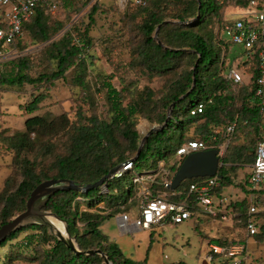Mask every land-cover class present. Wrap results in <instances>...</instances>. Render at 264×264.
I'll list each match as a JSON object with an SVG mask.
<instances>
[{
	"label": "trees",
	"instance_id": "1",
	"mask_svg": "<svg viewBox=\"0 0 264 264\" xmlns=\"http://www.w3.org/2000/svg\"><path fill=\"white\" fill-rule=\"evenodd\" d=\"M63 1L64 3L68 2V0H60L58 7L61 6ZM179 2L182 12L175 13L172 19L176 18L183 21L188 18H195L198 14L200 15L199 19L187 25H176L170 22L162 24L158 31L160 41L163 43L161 45L154 36L157 26L166 19V15L160 6L152 7L142 25L145 40L139 50V55L151 74L160 75L168 71H177V75L171 80L168 93L165 94L164 110L160 112L158 118L160 123H164L167 119L168 108L177 101L164 129L152 133L146 139L139 157L136 158L140 133L134 126V115L144 111L137 102H129L127 106H124L121 90H118L111 82L104 81L103 86L107 87L108 96L112 102L113 117L110 120L100 119L95 113L87 117L80 107L79 118L69 133L70 137L66 152L58 155L49 169L37 171L35 161L22 157L21 153L30 146V133L41 134L42 130L51 127V121L40 115L27 118L25 121L26 130L9 138V146L15 150L17 158L20 160L23 179L15 192L3 197L1 225L9 221L16 208H19L20 212L26 209V202L31 191L46 179L69 178L81 184H91L115 166L130 159H133L134 168L137 170L139 161L147 156H152L157 166L158 163L163 161L164 170L170 165L169 169L174 171L178 167L176 164L174 165L177 149L190 140L199 139L209 145L218 147L227 138L230 139V145L232 139H235L238 134L250 137L248 145L243 144L233 148L228 145L226 153L221 158L222 166L219 172L223 175V178L220 181V186L216 189L219 196L224 193L226 187L232 184L229 176V169L232 166L226 163L231 160L229 157H241L246 153V150H251L252 154L249 161L250 163L254 161L256 141L260 125L263 122V114L258 104L259 100L256 97V80L261 74L259 55L256 53L251 61L241 60L243 52L232 58L234 44L220 35L215 36V26L220 28L221 31L223 26L229 22L228 17L225 16L227 5L233 3L234 5L231 6L234 8H244L248 6V0H186V2L179 0ZM147 3V0H141L140 3L136 4L145 6ZM98 10L99 6L95 4L90 13V23L86 24L84 30L78 33L80 35L78 42L74 41L72 31L69 30L60 39L54 40L48 46L47 50L50 56L56 61V69L43 72L38 77H32L27 71L31 68L32 62L29 56H23L14 61L8 74L0 73V85L23 86L26 83L34 85L51 81L50 84L46 85V89H48L53 84L52 81L64 77L66 71L72 66H77L79 73L76 79L84 84L82 71L86 68L85 50L91 45L89 30L91 23L94 21L93 15ZM50 13L51 10L46 5L40 4L37 8V14L24 24V32L28 27L35 33V36L41 37L43 40H49L47 19L51 16ZM2 27L3 25L0 24V28ZM210 27L214 29V32L207 31L206 28L210 29ZM15 45L11 43L5 45V41L0 40V50ZM186 48L190 51H186ZM182 58L188 60L186 68L180 73L178 67ZM207 59H209L208 64H206ZM235 64L243 75L246 74L249 77L248 81L245 79V82L240 85L226 80L221 74L223 70ZM194 78L196 79L195 88L188 96L178 101L181 96L192 88ZM234 86L240 88L237 93L231 91ZM46 97L47 91L33 96L31 102L23 105V109L30 114L38 111ZM182 102L186 103L187 108L184 114L177 116L174 111L178 104ZM199 102L206 103L204 111L192 115L191 108ZM172 118L176 121V127L171 129ZM232 123H236L235 130L227 135L226 128ZM191 128L192 131L189 134ZM214 135L216 136L215 140L212 139ZM172 157L174 160L170 164L169 161ZM129 173L131 171H125L120 177L108 179L105 182L108 188L107 192H102V186L87 192L77 190L58 191L48 200L45 209L57 213L61 219L68 223L69 231L76 236L77 243L82 251L93 249V247L102 249L113 264H148L147 259L136 261L126 257L120 247L115 242H111L109 237L101 230V225L106 219L113 214L130 210L136 205L132 199L136 186L133 177H130L131 183L128 188L125 186L122 189L111 188L112 180H121L127 177ZM249 177L248 172L244 187L247 193L252 196L264 195V189L252 187ZM204 178L187 179L175 191L187 190L191 183ZM162 179L157 176L149 184L154 195L164 191L172 199L177 201L184 199V195L173 196V190L165 187ZM104 201L112 207L110 212L106 213L97 208L99 203ZM237 201L235 200L234 204L233 202L229 203V205H233L234 209L232 208V210L235 211L237 208L242 211L241 216L246 215L245 211L249 210L252 203L245 200ZM81 204H85L84 210H80ZM249 216L246 217L244 226L248 234L254 236L259 233L250 234L247 230ZM218 218H221V215ZM80 223H82V228L79 226ZM262 227L264 228V224ZM28 229H40L42 231L39 236L40 239L51 245L49 249L43 251L44 254L40 264L103 263V259L99 254H77L55 235L49 234L46 226L37 223H31L17 229L0 246L6 245L8 241L17 238L20 233ZM34 238L35 235H29L26 244H31ZM211 242L222 244L243 243L245 245L247 243L245 240H222L219 238L209 241V243ZM216 263L223 264L222 262ZM175 264L188 263L179 261Z\"/></svg>",
	"mask_w": 264,
	"mask_h": 264
},
{
	"label": "rangeland",
	"instance_id": "2",
	"mask_svg": "<svg viewBox=\"0 0 264 264\" xmlns=\"http://www.w3.org/2000/svg\"><path fill=\"white\" fill-rule=\"evenodd\" d=\"M147 1L145 6L137 5L135 0H127L124 3L119 0H68L67 3L63 1L57 11L51 12V16L47 19L49 40L35 36V33L27 27L24 37L17 45L0 50V73L8 74L16 59L29 56L32 65L27 71L32 77H38L41 73L57 67L55 59L47 50L48 46L69 30L72 31L74 41L78 42L80 37L78 33L83 31L86 24L91 21L90 13L93 6L95 4L99 6V10L93 15L94 21L89 30L91 45L85 50L86 68L82 71L84 84L76 79L79 69L77 66H72L66 71L64 77L52 81L53 84L48 89L46 85L51 81L34 85L26 83L23 86L0 85V226L3 197L15 192L23 179L20 160L15 150L9 146V138L26 130L27 118L40 115L51 121V127L42 130L41 134L30 133V146L21 153L22 157L35 161L37 171L49 169L56 157L66 152L69 133L79 118L80 107L87 117L93 113L97 114L100 119L110 120L113 117L112 102L109 99L107 87L103 86L104 81L111 82L118 90H121L124 106H127L129 102H137L143 109L144 112L134 115V126L140 133V141L151 129L163 127L164 123H160L158 118L160 112L164 110V97L177 71H168L160 75L151 74L139 55V50L145 40L142 25L149 11L155 6H160L166 15L164 21L176 25L193 23L196 17L183 21L172 19L175 13L181 11L179 0ZM183 1L186 2V0ZM232 4L227 5L225 16H232L235 19L242 9L234 8ZM206 29L208 32H214L211 27ZM219 35L226 39L229 38L226 32L220 31V28L215 26V36ZM156 39L160 40L158 35ZM187 49L186 51H190ZM232 51L231 57L233 58L243 52V47L234 44ZM187 60V58L180 60L178 72L181 73L186 68ZM208 63L209 59L206 60V64ZM244 76L248 81L249 77L246 74ZM239 89V86H234L231 91L237 93ZM45 91H47V97L38 111L30 114L23 109V105L31 102L33 96ZM186 108V103L182 102L178 104L174 114L182 115ZM168 112L169 108L167 115ZM171 121L172 129L176 127V121L174 118ZM191 131L192 128L188 133L190 134ZM249 138L244 134H238L228 145L231 148L243 144L248 145ZM251 154V150H246L241 157H229L231 160L226 163L232 166L229 169L232 184L224 189V194L229 203L234 204L235 200H238L237 202L245 200L256 204V213L249 214L245 211L246 215L241 216L242 211L237 208L233 211V205H228L226 219L209 218L205 214H197L178 225L166 224L133 233H123L119 229L117 213L103 222L101 230L121 248L126 257L136 261L147 259L149 264H175L179 261H185L188 264H203L209 250V241L215 238L245 240L252 249H250V256L243 264H264V228L262 227L264 224V195L252 196L244 189L245 180L250 171L249 157ZM173 160L172 157L168 161L171 164ZM154 161L152 156H147L139 161L136 168L137 173L142 174V180L141 183L136 184L135 193L132 196L135 206L142 198L141 191L149 187L148 183L153 182L157 176L160 179L167 176L166 172L161 169L162 167L160 168V164L164 162L158 163L157 166ZM169 166L165 170L169 172V177L172 179L178 167L172 171ZM133 176H135V170L121 180H112L111 188L122 189L123 186L128 188L131 183L130 177ZM85 207V204H81L80 210H84ZM97 208L106 213L112 209L106 201L100 202ZM18 209H15L12 217L20 213ZM247 216L256 222L259 234L254 236L248 234L244 226ZM60 224L61 229L65 230L64 224L62 222ZM81 224L79 226L82 228ZM47 229L49 234L55 235L48 227ZM41 233L40 229H28L20 233L17 238L8 241L6 245L0 246V264H40L43 251L51 246L40 239ZM32 234L35 235L33 242L26 244L28 236ZM75 241L77 243L76 236ZM93 249L98 248L93 247ZM99 255L103 263L93 264H106L104 256Z\"/></svg>",
	"mask_w": 264,
	"mask_h": 264
},
{
	"label": "built area",
	"instance_id": "3",
	"mask_svg": "<svg viewBox=\"0 0 264 264\" xmlns=\"http://www.w3.org/2000/svg\"><path fill=\"white\" fill-rule=\"evenodd\" d=\"M121 3L127 0H119ZM140 3L141 0H135ZM60 0H0V40L5 41V45L17 44L24 37V24L31 20L37 14V8L40 4L46 5L52 13L59 8ZM239 14L234 19L228 17L222 30L227 33L228 40L233 44L243 47L242 61H251L255 54L259 55L260 75L256 80V97L259 100V106L263 114V122L259 128V134L256 141L255 159L250 164L249 181L253 188L264 189V0H248V6L241 8ZM222 76L234 84H243L244 75L239 67L229 66L221 72ZM211 101V100H210ZM205 102H199L191 108V114L197 115L204 111ZM236 123L227 126L226 134L230 135L235 130ZM216 139V136H212ZM230 139L221 144L218 149L220 156L226 153ZM211 146L199 140H190L182 144L176 152L174 165L178 167L184 158L195 151L207 150ZM133 159L122 164L121 168L112 177H120L125 171L135 170ZM162 167V168H161ZM160 168L165 171V178L162 182L168 188L170 184L169 172L164 170V163ZM148 173V172H146ZM142 174L137 173L133 181L135 184L141 183ZM221 178L218 176L205 177L189 185L187 190L179 192L173 191V196L184 195V199L177 201L170 198L167 192H161L154 195L149 187L141 191L142 198L137 206L130 210H124L118 213V227L123 233H133L135 231L153 229L155 226H164L166 224L178 225L185 220L190 219L197 214H205L209 218L226 219L228 212V199L223 193L219 196L216 189L220 186ZM108 188L102 185V192H107ZM125 208V206H123ZM257 207L252 204L248 210L249 214L256 213ZM247 230L250 234L258 232L256 222L249 218ZM247 246L243 243H209V250L205 260L208 263L222 262L223 264H243L246 260Z\"/></svg>",
	"mask_w": 264,
	"mask_h": 264
},
{
	"label": "water",
	"instance_id": "4",
	"mask_svg": "<svg viewBox=\"0 0 264 264\" xmlns=\"http://www.w3.org/2000/svg\"><path fill=\"white\" fill-rule=\"evenodd\" d=\"M200 15L198 14L197 17L194 19L193 22L198 20ZM167 21H163L159 24L155 30V38L158 35V31L161 28L162 24H165ZM188 23V22H187ZM159 44H163L160 40L158 41ZM196 86V79H193L192 88L183 96H181L178 101L186 96H188L192 90ZM177 102V101H176ZM174 102L169 107V112L167 115V119L163 124V127L160 129H151L147 135H145L142 140L140 141L138 152L136 158L139 157L143 146L145 145L146 139L154 132L164 129L168 120L171 117V112L173 110ZM135 158V159H136ZM222 166L221 156L219 153L218 148H211L207 150H199L188 154L178 169L175 171L168 188L170 190H176L183 181L192 178H199V177H211V176H218L221 179L223 175L220 174V167ZM121 168V164L112 168L107 174L101 177L94 183L91 184H81L76 182L73 179L69 178H59V179H46L40 182L30 193L29 198L26 202V209L14 217H12L9 221L2 224L0 226V244L5 241L8 236L16 231L17 229L26 226L31 223H37L44 226H47L55 236L64 242L69 248L73 249L77 254H101L105 258L106 264H112L109 260L107 254L102 251V249H90L87 251H82L75 241V236H73L69 231L68 223L61 219L60 216L52 211H47L44 209V206L47 204L48 200L58 191H65V190H77L80 192H87L89 190L95 189L99 186L105 184V182L112 178L117 171ZM49 216H52L62 222L64 224V229L67 233V236L62 235L55 231L54 225L48 219ZM203 264H208L206 260H204Z\"/></svg>",
	"mask_w": 264,
	"mask_h": 264
},
{
	"label": "bare ground",
	"instance_id": "5",
	"mask_svg": "<svg viewBox=\"0 0 264 264\" xmlns=\"http://www.w3.org/2000/svg\"><path fill=\"white\" fill-rule=\"evenodd\" d=\"M194 140H199V139H194ZM215 140V139H213ZM199 141H203V140H199ZM205 142V141H204ZM207 143V142H206ZM211 147L208 148V149H211V148H218L217 146H214V145H210ZM222 158V157H221ZM122 165V164H121ZM48 219L50 220V222L54 225V228H55V231L58 232V233H61L62 235L64 236H67V233L65 232V230L61 229V224L60 222H58V220H56L54 217L52 216H49Z\"/></svg>",
	"mask_w": 264,
	"mask_h": 264
},
{
	"label": "crops",
	"instance_id": "6",
	"mask_svg": "<svg viewBox=\"0 0 264 264\" xmlns=\"http://www.w3.org/2000/svg\"><path fill=\"white\" fill-rule=\"evenodd\" d=\"M226 196V195H225ZM103 226V223H102V225H101V227ZM103 232V231H102ZM104 233V232H103ZM105 234V233H104ZM110 240V239H109ZM111 241V240H110ZM112 242V241H111ZM246 246H247V253H246V259L250 256V249H252V248H249V245H248V243L246 244ZM254 246V245H253ZM255 248V247H254ZM253 248V249H254ZM121 249V248H120ZM253 251V250H252ZM142 261V260H141ZM246 261V260H245ZM204 262V261H203ZM149 264V263H148Z\"/></svg>",
	"mask_w": 264,
	"mask_h": 264
}]
</instances>
